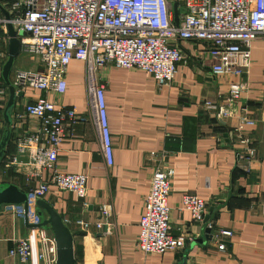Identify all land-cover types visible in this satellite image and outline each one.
Here are the masks:
<instances>
[{
	"label": "crops",
	"instance_id": "0c3cea01",
	"mask_svg": "<svg viewBox=\"0 0 264 264\" xmlns=\"http://www.w3.org/2000/svg\"><path fill=\"white\" fill-rule=\"evenodd\" d=\"M8 45L0 32V51L7 52ZM180 49L183 59L169 85L158 86L148 71L140 69L113 66L103 71L113 141L111 166L102 156L89 112L84 63H69L63 95L47 94L57 106L75 111L59 145L54 171L88 176L86 205L75 193L58 191L53 184L42 197L63 220H70L67 225L73 234L76 264H264V37L252 42L249 73L242 75H214L212 68L220 62L203 41L181 40ZM16 57L12 69L42 70L34 58L22 52ZM7 58V54L0 56V139L7 127L4 110L10 97L2 74ZM11 77L12 70L9 80ZM234 82H241L243 91L233 101L231 116L218 119L217 107H208L205 102L226 104L229 84ZM40 96L44 94L30 89L23 96L16 95L4 153H13L15 139L37 125L34 118L16 114ZM242 119L258 153L250 163H239L241 145L230 136ZM162 149L169 151L168 162L174 172L168 197L171 233L191 240L179 250L145 255L137 248L139 221L155 166L152 152ZM50 178L49 169L30 177L14 173L4 168L0 157V183L31 191ZM187 192L205 201L201 223L193 221L181 205ZM101 204L111 207L110 216L101 215ZM83 218L91 223L84 232L75 225ZM100 219L104 225L98 229L94 223ZM34 223L37 219L29 206H1L0 264H42L35 258L23 263L10 254L16 240L27 237ZM220 229L230 230L232 235H224ZM220 243L223 249H218Z\"/></svg>",
	"mask_w": 264,
	"mask_h": 264
},
{
	"label": "built area",
	"instance_id": "2783aa9c",
	"mask_svg": "<svg viewBox=\"0 0 264 264\" xmlns=\"http://www.w3.org/2000/svg\"><path fill=\"white\" fill-rule=\"evenodd\" d=\"M0 3L10 16L6 20L0 12L3 39L9 41L7 23H12L21 43L20 52L42 65L40 71L13 69L10 84L17 93L30 89L44 94L27 102L16 114L34 118L37 125L15 139L13 153H3V166L28 177L49 169V181L28 192L42 198L53 184L58 191L75 193L84 205L87 174L54 171L59 145L66 127L75 119V111L66 105L57 106L56 100L47 96L50 92L61 96L66 91V72L72 60L84 63L89 112L101 142L102 156L111 166L113 141L107 123L103 71L113 66L140 69L148 71L158 86L169 85L183 59L180 41L199 40L219 59V65L212 68L214 75L247 74L251 44L264 37V0H0ZM175 6L178 25L174 19ZM6 54L3 50L0 56L5 58ZM229 86L226 104L205 102L208 107H217L218 119L231 116L233 101L244 88L241 82ZM244 121L233 127L230 136L241 145L237 152L239 163H250L258 153ZM152 155L155 166L137 237V248L145 255L179 250L191 240L189 236L171 233L168 197L174 172L168 162L169 151L162 149ZM181 205L190 212L193 221L202 222L206 211L204 199L187 192ZM99 207L103 217L110 216L112 209L108 204ZM36 219L28 236L16 240L10 254L23 263L35 258L42 264H56L54 237L51 231L38 226ZM63 222L67 225L70 220L66 218ZM94 224L101 229L104 222L100 219ZM75 225L84 232L91 223L83 218L76 220ZM212 225L209 223L208 227ZM219 232L232 235L226 229ZM223 248L220 243L218 249Z\"/></svg>",
	"mask_w": 264,
	"mask_h": 264
},
{
	"label": "water",
	"instance_id": "95a60500",
	"mask_svg": "<svg viewBox=\"0 0 264 264\" xmlns=\"http://www.w3.org/2000/svg\"><path fill=\"white\" fill-rule=\"evenodd\" d=\"M0 12L6 20H9V13L5 7L0 3ZM175 24H179L178 15L175 6ZM7 32L9 37V45L7 51V60L2 67L3 79L8 86L10 92L9 100L4 110V120L6 122V129L4 130L0 139V157L3 155L8 144L10 134V112L12 110L15 97L23 96V92H16L10 84V72L13 68L16 56L20 52L21 43L18 38V33L13 27L12 23H7ZM20 34V33H19ZM23 204L29 206L30 212L34 213L38 218V226L51 231L56 242V264H76L73 252V234L68 225H65L62 217L58 212L52 208L44 199L34 196L28 191L22 190L17 184L13 183H0V208L2 205H15ZM210 232V229L207 230Z\"/></svg>",
	"mask_w": 264,
	"mask_h": 264
},
{
	"label": "rangeland",
	"instance_id": "374dc122",
	"mask_svg": "<svg viewBox=\"0 0 264 264\" xmlns=\"http://www.w3.org/2000/svg\"><path fill=\"white\" fill-rule=\"evenodd\" d=\"M13 70V69H12Z\"/></svg>",
	"mask_w": 264,
	"mask_h": 264
}]
</instances>
